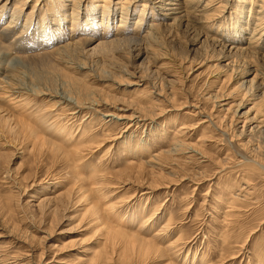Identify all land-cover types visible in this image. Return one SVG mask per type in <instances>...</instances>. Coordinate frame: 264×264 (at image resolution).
Here are the masks:
<instances>
[{
	"label": "rangeland",
	"instance_id": "rangeland-1",
	"mask_svg": "<svg viewBox=\"0 0 264 264\" xmlns=\"http://www.w3.org/2000/svg\"><path fill=\"white\" fill-rule=\"evenodd\" d=\"M50 4L51 1H48ZM68 11L66 13L69 14L71 8ZM192 30L189 26L176 28L171 31L172 36L158 40L159 51L171 58L164 59L168 60L167 66L172 74H166L163 96L157 95L154 88L161 89L158 85L161 80L149 75L150 70H156L157 63L143 64L142 60L130 63V60L121 57L116 61L110 55L101 58L94 54L90 59L76 56L79 58L76 62L87 60L94 68L104 66L118 75H122L121 71L132 75H125L121 80L115 73L114 79L106 80L103 85L113 84L116 90L111 92L117 94L118 100L98 105L95 110L85 109L76 118L66 116L63 122H66L67 131H63L64 135L58 132L63 138L61 140L69 145L79 139L82 128L99 139V143L85 148L84 160L76 171L80 170V175L83 174L86 179L106 176L108 185L103 192L111 190L107 194L109 198L96 200L104 206L111 200L118 204V210L107 215L105 222L100 224L94 219L91 204L88 205L90 200H86L89 194L85 193L86 188L79 190L77 187L78 182L75 183L77 180L71 177L72 168L67 160L55 155L47 146L35 150L26 141L0 135V264H105L106 261V264H169L170 260L154 254L141 258L138 251L129 252L120 237L116 245L105 238L109 237L106 235L109 227L128 234L134 232L142 221L147 220L143 218L155 209L159 210H156L159 217L157 221L151 219L152 223L149 221L147 224L149 226L145 225L148 237L160 232L165 220L170 218L172 221L175 219L177 224L173 221L174 230L167 236L164 233L163 245H169L182 235L180 243L183 244L177 247L176 254L171 258L174 264H195L204 253L208 254L209 264H264V171L250 175V186L243 182L246 181L243 179L245 161L258 160L259 156H263L259 161L264 163V131L245 118L249 115L245 112L252 106L254 92L252 89L246 92L244 105L238 108L242 89L237 87L233 90L237 86L235 78H226L233 66L223 58L237 55L223 45L203 41L204 38L196 41L197 31L195 35ZM250 77H247L248 81ZM47 78L43 77L42 84L57 90L62 87L60 79ZM219 88L224 94L222 100L212 97ZM32 98L33 105L49 108L45 97L37 95ZM130 101L133 103L130 104ZM138 104L157 105L153 110L155 114H160L159 118L153 123L148 120L147 126L134 125L129 117H132L130 114L135 112ZM63 111L57 108L55 113L66 115V110ZM27 113L31 115V110ZM108 114L126 118L114 119ZM181 127H185L181 129L183 133L178 132ZM72 132L74 134L70 136ZM201 141L203 146L198 148L195 143ZM146 143L153 152L163 150L169 155L166 154L161 162L153 160L144 163L152 153L140 150ZM183 143L195 144L201 154L191 151L189 146H180L182 149L177 150L178 145ZM110 144L113 148L109 151ZM125 147L135 148L134 154L123 151ZM160 167L162 175H158ZM88 181L90 183L91 179ZM61 192L63 197H60ZM81 192L86 194V197L83 195L85 200ZM233 195L240 204H233V207L226 201L221 202ZM132 219L135 223L131 224ZM228 229L232 235L234 231L233 238L241 241L238 242L241 246L229 247L223 242L220 235ZM105 250L111 253L110 261H104L99 256ZM233 252L236 254L232 255Z\"/></svg>",
	"mask_w": 264,
	"mask_h": 264
},
{
	"label": "bare ground",
	"instance_id": "bare-ground-1",
	"mask_svg": "<svg viewBox=\"0 0 264 264\" xmlns=\"http://www.w3.org/2000/svg\"><path fill=\"white\" fill-rule=\"evenodd\" d=\"M48 1H51L50 5H48ZM98 1H101V3H98ZM227 7L228 9L225 11ZM69 8H71V11L68 14L66 12H69ZM118 14L120 15L119 19ZM8 15L9 19L7 18ZM99 18L100 20H98ZM116 19L117 21L115 22ZM188 26L194 30V34L197 31L196 41L200 42L204 38L203 41L207 40V42L210 41V44L212 41L214 44L223 45L224 48H230L237 55L234 57L232 55L233 58L229 56V58L223 57L229 61L228 64L233 66L231 73L226 78L228 76L229 78H235L237 86L233 87V90L237 87L242 89L243 95L239 100L240 102L237 103L238 108L244 105L242 103L245 100L246 92L252 89L254 92L253 103L245 112L246 114L249 113L245 118L246 121L254 122L259 130L264 131V0H0V111L5 113V115L0 113L1 137L10 135L14 139L17 138L20 142L26 141L35 150H40L47 146L55 155L67 160L72 168L71 177L73 176L77 180L75 183L78 182L77 187L79 190L86 188L85 193L88 192L87 194L89 195L86 197V194L84 195L81 192L82 197L84 195L86 200H90L88 205L90 206L91 204V208H89L94 215V219L100 221L101 224L107 215L110 216L112 213L114 214V211L117 212L118 210L116 206L118 204L112 203L111 200L105 206L96 200L109 198L107 194L111 190L108 191V189L107 193L103 192L104 187L108 185L105 180L106 176L100 177L102 175H98L86 179L83 174L80 175V170L76 171V168L82 163L81 160H84L85 152L83 154V151L85 148L91 147V145L100 141L98 138L93 137L94 135L89 134L90 131L88 132L85 128H82L81 132L79 131V139L76 138V142L69 145L61 140L63 138L59 136L58 132L61 131L62 134H60L64 135L63 131H67L66 122H63L66 116L68 118H76L77 114L80 115L85 109L95 110L98 105L104 103L108 105V102L112 99L113 101L118 100L115 96L117 94L111 92L116 90L114 85H103L106 80L114 79L113 76H116L115 73L117 72L104 68V66L99 69L94 68L87 60L76 62V56L80 55L84 59H90L94 54L101 56V58L110 55L116 61L121 57L130 60V63L134 60H142L143 64L157 63L156 70L148 68L150 70L149 75L150 77L154 75L155 78L158 77L161 80L160 84H158L161 89L158 90L157 86L154 88L157 95L163 96L162 90L164 89L163 85H165L163 82L167 79L166 74L168 76L172 74L167 66L169 64L167 61L171 58L159 51L160 48L158 49L157 47L158 40L172 36L171 31L173 29H182ZM96 40L98 42L94 45L93 42ZM164 59L168 60L165 61ZM161 60L163 62L160 63ZM110 62L115 64L112 61ZM118 74L117 77L120 79L125 78V75L132 76L128 71H121L122 75ZM249 76L251 77L248 81L247 77ZM43 77L45 79L47 77H52L56 80L60 79L62 82L60 83L63 85L61 88L59 87V90L53 89L50 85L42 84ZM246 78L247 80H245ZM220 91V88L216 90L215 95L213 94L212 97H219L220 99H218L222 100L224 94L220 93ZM37 95L45 97L44 100L48 103V109L39 108L31 103L34 100L32 97ZM129 103L132 104L133 102L130 101ZM151 103H154V101H151ZM156 106L154 104L149 106L138 104V110L136 109L133 114H130L132 116L129 117L131 118L130 121L138 126H147L148 120L153 123L160 116V114H155L153 110ZM57 108L62 109V111L66 110V115L55 113ZM238 108L235 110V114ZM25 109L26 111H24ZM117 109L119 111L122 110L120 108ZM30 110L31 115L27 113ZM107 116L117 119L126 118L116 114H108ZM182 128L185 127H181L178 130L179 133L182 132ZM3 129L8 133L3 131ZM48 133L53 134L51 136ZM73 134L72 132L69 135L72 136ZM195 144L198 148L203 146L202 141ZM195 144L191 146L183 143V145H178L179 149L177 150L182 149L180 146H183V148L189 146L191 151L201 154L195 148ZM111 148H113L112 145L108 150L110 151ZM97 149L99 151V148ZM140 150H143V153L152 151L147 143L143 144ZM123 151L134 154L135 148L125 147ZM167 153L168 151L163 150L159 152L152 151L150 159L144 163L153 160L161 162L162 158L169 155ZM261 157L259 156V159ZM259 159L255 158L253 161L244 162L245 165L243 166H246L243 171V179L246 180L243 181L244 184L250 186L252 184L250 179L252 176L250 177V175L254 172L264 171V163H262V160L259 161ZM165 162L167 163V161ZM143 166H146V164H143ZM162 169L164 168L162 167ZM160 170L161 167L159 168ZM162 174L163 171H160L158 175ZM90 179L89 183L88 180ZM86 180L90 185H86ZM95 184H97L96 187ZM240 186L242 187V185ZM242 189L245 190L244 187ZM95 193L98 194L97 197ZM60 194V197H63V193L61 192ZM236 198L233 195L230 198H225L227 200L222 199L221 202L226 201V204L237 205ZM101 202L103 201L101 200ZM92 204H94L93 207ZM156 210L149 215L147 213L148 217L143 218L144 220L147 218V220L142 221L141 226L134 232L132 231L133 233L129 232L130 234H128V232H123L120 229L115 230L116 228L106 227L109 230L106 235L109 237L105 238H108L113 245H116V241L120 237L126 243L125 247H127L126 249L129 252L130 250H133V252L138 251V256L141 258L154 254L161 259L170 260L169 264H174L175 262H171V258L173 259V254H176L177 251L175 250L177 247L183 244L180 243L182 235L174 239L169 245H163L166 234L176 227L173 224L175 219L172 221L170 218L167 219L168 221L165 220V224L162 227L160 226V232L148 237V229H145V225L151 219L152 221L158 220L159 216H157ZM130 222L131 224L135 223L133 219ZM179 229L181 230V227ZM230 229L222 231L223 233L220 236L223 242L229 247L241 246L238 245V242L241 241L233 238L234 231L232 235ZM164 233L165 236H163ZM119 241L122 240L120 239ZM233 244L234 246H231ZM104 245L102 247H105ZM126 249L122 250L126 251ZM234 252L231 254H236ZM110 254V251L105 250L104 252L101 251L99 256L105 261L111 258ZM204 254L205 256H203ZM204 254L201 260L195 264H209L208 254ZM223 254L226 256L225 252ZM140 257L139 259H141Z\"/></svg>",
	"mask_w": 264,
	"mask_h": 264
}]
</instances>
